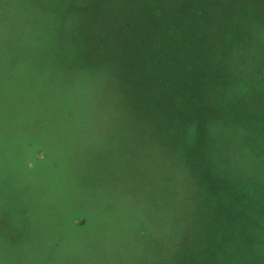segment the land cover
Listing matches in <instances>:
<instances>
[{
	"label": "rangeland",
	"instance_id": "374dc122",
	"mask_svg": "<svg viewBox=\"0 0 264 264\" xmlns=\"http://www.w3.org/2000/svg\"><path fill=\"white\" fill-rule=\"evenodd\" d=\"M248 1L218 0L197 36L194 9L205 0H74V24L86 32L78 53L66 49L74 67L62 63L61 72L78 73L73 82L33 67L37 55L55 54L42 50L36 29L16 26L37 25L28 14L37 6L7 15L0 0V112L10 106L4 93L15 102L0 121V264H264V160L252 154L264 156V141L250 126L264 127V116L257 99L241 98L263 88L264 69L250 76L251 56L239 46L244 25L264 22L253 20L258 2ZM253 43L260 49L264 37ZM99 50L109 51L101 64ZM23 54L35 55L30 69ZM100 66L109 71L112 113L93 116L92 132L79 130L73 101L79 107L88 93L79 91V72ZM120 79L142 103L127 119ZM247 107L253 115L238 117ZM5 222L22 230L8 233Z\"/></svg>",
	"mask_w": 264,
	"mask_h": 264
},
{
	"label": "trees",
	"instance_id": "16d2710c",
	"mask_svg": "<svg viewBox=\"0 0 264 264\" xmlns=\"http://www.w3.org/2000/svg\"><path fill=\"white\" fill-rule=\"evenodd\" d=\"M7 1V5L6 3L2 4V9L3 11H8L7 15L9 14V10L11 9H16L19 8L20 10H24V7L27 6H31V8H34L37 6V11H30L29 13H32L35 15V18H37V21L39 20V22L37 23V25L29 27V25L24 24V25H16L18 27H28V29H36V34H35V40H40V45L41 43L43 44L42 50L46 49V45H48L49 49H51L50 51L55 53L54 57H49L48 56H44V55H37L35 61V65L33 66V59L29 58L26 54L22 55V58L20 59V62H22L26 67H28L29 69L31 68V66L34 67L36 65L42 64L43 67L48 68V70L50 71V73H52V71H55V73H59V77L63 78L65 75H69L67 76V81H73L76 82V79L73 77H76L78 75V73H67L65 74V72H61V68L62 67V63H65V67L69 66V67H74V63H73V59L72 57L68 56L69 54L67 53L66 49H75L77 47V53L79 52V34L83 33L84 31V27H80L79 28V22L74 24V21L76 20V17L79 16V13L77 14V12H79V7L78 5H76V2H74V0H42L38 3V5H34V1L35 0H6ZM101 5L105 4H109L111 5L113 3L114 0H98ZM248 1V0H247ZM258 2L257 7L255 6L252 7L256 13H254V19L253 20H260L261 22H264V14H262L263 10H261L260 5L262 6L264 4V0H250V2ZM202 3V4H201ZM215 3H218V0H205V2H199L197 3V7L194 9V21L196 22V29L194 31V34L199 36V34L201 32H204V30H202V24L205 22V19H209V17L212 15L214 18H216V14L218 13V9L213 8V6H215ZM249 3V1H248ZM30 4V5H29ZM199 4H201L199 6ZM16 6V7H14ZM40 8H39V7ZM44 6V7H43ZM199 6V7H198ZM8 7L9 10H8ZM14 7V8H11ZM250 8V9H252ZM204 9V10H202ZM249 8L244 12H248L251 11ZM76 10V11H75ZM237 10H235L233 12V10L231 9V14L236 13ZM32 14L30 16H32ZM48 14H52L54 15L55 18H51V23H48L47 21V17ZM210 15V16H209ZM25 16V15H24ZM45 17V18H44ZM190 19V18H189ZM46 20V22H44ZM253 20H244L247 21L249 23V21H253ZM11 21H15L11 20ZM20 22V21H18ZM44 22V24H43ZM43 24V25H42ZM252 24H257L256 25H252ZM112 25H108V26H104L102 27V32H104L105 35V40L106 38V34L107 35H112L113 32V28L111 27ZM41 28L44 30H41ZM252 28V31L250 33H248V29ZM30 29V31H31ZM29 31V32H30ZM243 31L246 32V35H244L241 38V42L240 45L242 48L240 49V52H242V54H246L245 58L249 59V55L251 56V61L246 62L245 64V68L251 67V71L249 72L250 76H253L256 74L258 69H264V63L262 62V55H264V43L260 46V49H258V44L256 43L254 45L253 42H257L261 36L264 37V24L262 23H250V25L243 26ZM86 31H84L85 33ZM120 32V30H119ZM207 34V32H206ZM90 37V35H89ZM91 38V37H90ZM93 39V38H92ZM37 40V41H38ZM96 40V39H94ZM42 41V42H41ZM39 42V41H38ZM252 42V43H250ZM14 46V44H12ZM106 45V44H105ZM94 47H99V46H103L102 43L98 44L96 42V44L93 45ZM228 51H230V49L226 50V53L228 54ZM64 52L65 57L66 58H61L60 54ZM100 54H99V53ZM98 53V59L96 60L97 62H99L100 64L103 61V55L105 53H108L109 51H102L99 50ZM27 53V52H25ZM59 55H58V54ZM115 53L113 51H110V55H114ZM260 57H261V63H260ZM90 58V56H89ZM105 59L107 60V58L105 57ZM264 60V59H263ZM254 63V65H253ZM250 64V65H249ZM252 64V65H251ZM261 65V66H260ZM54 69V70H53ZM98 73H96L95 71H91L88 73H82L79 72V91H88V93H85V99L86 101L84 103H80L79 102V107L76 106L75 104L76 102L73 101L74 105V112H76L75 108H79V130L81 129L82 126H84L87 130L88 128L90 129V131H93V125L91 124L93 121L92 119L94 118L93 116H97L100 114V120H106V118L108 117L109 113L111 112V109L109 107V99L111 97V91L113 88H107V86H105L104 80H106L108 78V72L107 69L103 68L102 66H100ZM42 70L41 73L44 74L46 71V69L44 70L43 68L40 69ZM65 70H67L65 68ZM121 71V70H120ZM126 75V74H125ZM125 77L124 75H120L116 76L113 75V78L115 79L116 77ZM46 83L47 80H49L47 78V76H44L42 78ZM50 81V80H49ZM264 82V81H263ZM51 83V81H50ZM263 88L261 90H253L250 91L248 94H244L242 95L241 98H244V101L246 102H251L255 99H257L258 102V106H259V110L260 112L262 111V115L264 116V86H262ZM118 90V100L123 103V106H128L123 115L122 118H129V115L127 114L130 110V108L135 105L137 106H141L142 107V103L141 101L138 100H134L133 98V94L134 91H132L131 89V85L128 84L126 81L121 80L120 79V84H116L115 86V91ZM219 91H217L218 93ZM91 93H93V95H91ZM247 93V92H246ZM124 94L126 95V97H124ZM198 94V93H196ZM220 94V92H219ZM234 97V96H233ZM3 100L4 101H8V103H10V106L7 105V110L0 112V121L5 123L6 119L8 120V116H13L14 115V94H6L4 93L3 95ZM101 101H105V105L100 103ZM240 101V100H239ZM14 103V104H13ZM112 104V103H110ZM134 104V105H133ZM9 106V107H8ZM249 108V107H247ZM132 109V108H131ZM246 109V108H245ZM244 109V110H245ZM250 112L249 115H245L244 112L238 116V117H243V119L245 118L244 116H251L253 115V111L255 110L254 108H249ZM132 113V112H130ZM145 112L142 113V117H144ZM228 115V114H227ZM234 116V115H233ZM121 118V119H122ZM246 121V120H244ZM251 120H248L247 122H245V124L248 125V123ZM250 126H256L254 127L257 131V135L260 134V137H255L257 139H260L261 141H264V127L262 125V123H251ZM123 127V123L119 122L118 126L116 127L118 130L121 129ZM113 131V130H112ZM107 135H109L108 133H106ZM114 134V133H112ZM111 134V135H112ZM247 149V148H246ZM253 150V149H252ZM254 154L253 156L256 158V160L259 161V163L262 162V160H264V156H262V151L259 149V152L257 151H253ZM25 194V200H24V205L23 206V212L25 215H27L29 208L31 207V205H33L32 203L29 202L28 199V193H24ZM27 207V208H26ZM37 207H34V209L36 210ZM84 213V212H83ZM86 215V214H85ZM22 217H26V216H18V218H22ZM6 220V219H4ZM3 221L1 220V223ZM11 224V225H8ZM26 224V222H25ZM2 226V224L0 225V227ZM26 226V225H25ZM23 227V226H22ZM21 227V228H22ZM13 228H16L17 230H14ZM19 228V223H17V226L15 227V225H13L10 222H5L3 225V230L6 232H15V234L17 235L22 229Z\"/></svg>",
	"mask_w": 264,
	"mask_h": 264
}]
</instances>
